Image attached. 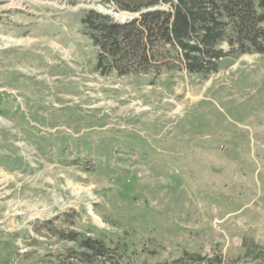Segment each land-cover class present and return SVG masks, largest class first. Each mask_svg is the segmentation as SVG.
Segmentation results:
<instances>
[{
    "label": "rangeland",
    "instance_id": "obj_1",
    "mask_svg": "<svg viewBox=\"0 0 264 264\" xmlns=\"http://www.w3.org/2000/svg\"><path fill=\"white\" fill-rule=\"evenodd\" d=\"M87 9L129 19L107 0H0V264L56 262L76 246L60 228L138 264H264V53L105 75Z\"/></svg>",
    "mask_w": 264,
    "mask_h": 264
},
{
    "label": "trees",
    "instance_id": "obj_2",
    "mask_svg": "<svg viewBox=\"0 0 264 264\" xmlns=\"http://www.w3.org/2000/svg\"><path fill=\"white\" fill-rule=\"evenodd\" d=\"M122 11L136 13L126 21L98 9L82 13L85 33L97 47V70L119 75L187 69L208 76L232 52L264 53V0H107ZM223 41L231 45L221 47ZM67 222L71 215L66 213ZM75 241L48 264H138L119 244L78 230L59 229ZM218 254L184 250L175 259L149 264H222Z\"/></svg>",
    "mask_w": 264,
    "mask_h": 264
},
{
    "label": "water",
    "instance_id": "obj_3",
    "mask_svg": "<svg viewBox=\"0 0 264 264\" xmlns=\"http://www.w3.org/2000/svg\"><path fill=\"white\" fill-rule=\"evenodd\" d=\"M128 14H129L128 18H133L134 15H136V13H133V12H128Z\"/></svg>",
    "mask_w": 264,
    "mask_h": 264
}]
</instances>
